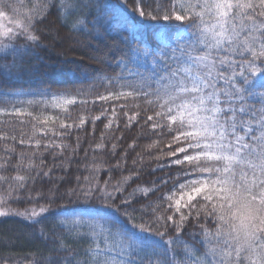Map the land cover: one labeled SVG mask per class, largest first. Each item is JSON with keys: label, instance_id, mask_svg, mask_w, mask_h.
I'll return each instance as SVG.
<instances>
[{"label": "snow or ice", "instance_id": "snow-or-ice-1", "mask_svg": "<svg viewBox=\"0 0 264 264\" xmlns=\"http://www.w3.org/2000/svg\"><path fill=\"white\" fill-rule=\"evenodd\" d=\"M114 7L123 14L124 27L156 22L151 24L156 50L140 44L135 49L151 57V70L133 72L122 57L119 73L93 77L87 91L46 89L16 104L5 96L0 115L31 118V135L18 143L35 147L18 153L5 145L0 182L7 187L0 192V217L17 216L33 224L51 218L53 242L43 264H264V0H123ZM94 11L103 17L98 0H0V78L18 76L25 58L38 55L44 33L37 25L50 15L69 31L91 33L100 23L93 16L96 24L89 27ZM172 21L177 23H167ZM169 28L175 29V40ZM92 95L93 104L111 108L113 119L106 127L118 112L128 121L125 127H131L142 112L151 111L144 124L161 139L168 138L167 151L151 157L167 162L152 171L175 168V175L129 191V181L139 172L101 182L96 174L105 165L94 163L85 183L77 177L76 185L63 192L55 186L50 195H33L31 185L51 178L52 172L43 171L40 149L56 148L62 155L66 145L57 141L68 128L86 123L81 116L78 125L69 124L49 107L67 115L72 106L89 103L81 97ZM107 112L105 108L91 120ZM0 139L16 136L0 132ZM160 143L155 140L147 148ZM119 168L120 160L108 171ZM169 184L157 201L141 205V219L150 218L134 223L133 204ZM65 199L84 207L57 203ZM21 200L33 203L23 209L12 206ZM190 222L199 229L190 233L194 243L183 239ZM40 235L47 238L43 227Z\"/></svg>", "mask_w": 264, "mask_h": 264}, {"label": "trees", "instance_id": "trees-1", "mask_svg": "<svg viewBox=\"0 0 264 264\" xmlns=\"http://www.w3.org/2000/svg\"><path fill=\"white\" fill-rule=\"evenodd\" d=\"M98 3L104 7V14L101 18L97 12H92L88 16L91 28L96 24L92 20L96 16L100 21L95 30L91 33H79L69 31V28L61 24L56 15H50L42 24L37 27L43 30L41 37V46L36 50L38 55L24 60V70L17 76L15 74L0 78V107L3 106L4 97L7 96L13 104L19 101L32 99L34 94L50 90L59 92L69 90L75 92L77 89L87 91V85L92 82L93 77L113 76L121 71L119 64L123 57L127 68L133 72L148 73L151 70V57L145 58L138 54L135 49L137 44L143 48L155 51L158 41L155 37L151 24L156 22L146 21L144 25L135 24L133 33L128 32L123 25V14L118 6L123 0H98ZM131 4V0H129ZM159 23H165L160 21ZM175 24L177 22H167ZM118 29V31H117ZM167 31L172 34L175 40V29L169 28ZM181 43L183 41H180ZM175 46V44H173ZM11 59V57H9ZM100 93L104 92L99 88ZM81 99L89 101L87 105L79 103L70 108L69 114L60 113V110L49 107L48 111L52 114H60L62 119H67L69 124H79L81 116L86 118V123L81 127H70L66 130V135L57 142L66 145L63 154L56 148L45 151L40 149L44 161L43 171L52 169L51 178H38L34 185H31L33 195L41 192L44 195H50L49 189L55 186L64 188L76 185L77 177L80 183H85L84 178L90 177L93 173L92 164H103L96 174V179L111 180L115 182L131 173L139 172V177L132 176L129 181L131 188L139 185L140 187H150L152 182L159 185L160 177L175 175V168H165L162 171H152L157 163H166L167 158L161 161L151 159L160 153V149L165 148L167 137L161 139L144 124V119L151 111L141 113L143 117L138 123H133L131 127H125L127 119L122 115L115 118L111 127H106L111 117V108L108 104H102L97 101L92 103L94 95L83 96ZM108 112L101 119L92 121L91 117L100 115L103 109ZM10 110V109H9ZM39 114V109H30ZM21 119L25 122L21 123ZM31 118L9 117L6 114L0 115V132L6 133L8 137L16 136V140L0 139V163L8 155L5 152V145L14 146L16 152H31L34 145H20V138L27 140L31 135ZM23 133V136H21ZM39 138V137H38ZM155 140H161L159 147L148 149L147 145ZM115 146V147H114ZM55 157V158H54ZM141 157L143 162L141 163ZM121 161V168L116 169L111 174L108 168ZM137 163L134 165L133 161ZM13 163L15 157L13 156ZM37 164L40 160L37 159ZM10 174V173H4ZM67 181V183H63ZM7 185L0 182V192L6 189ZM171 184L161 187L160 191L148 197L147 200H140L133 204L137 211L132 213L135 216L133 221L136 224L146 222L150 217L144 216L141 205L148 202H155L161 193L167 192ZM46 200H38L35 203H46ZM33 203L27 200L12 202V206L23 209ZM65 204L68 208H82L83 204H67V200L57 201ZM100 205L97 203L96 205ZM123 211V209H122ZM132 212V209H127ZM150 211V210H149ZM163 211V208L160 209ZM194 222H190L184 231L183 239L194 243L190 233L199 231L193 227ZM41 227L47 233V238L40 235ZM52 228L51 218L48 217L42 221V224H33L21 217L6 216L0 217V264H24L25 260H32L33 264H43L44 257L48 255V249L52 246ZM22 233V238L15 239L12 234ZM173 235L169 231V236ZM167 239V237H165ZM77 247V245H74Z\"/></svg>", "mask_w": 264, "mask_h": 264}, {"label": "rangeland", "instance_id": "rangeland-1", "mask_svg": "<svg viewBox=\"0 0 264 264\" xmlns=\"http://www.w3.org/2000/svg\"><path fill=\"white\" fill-rule=\"evenodd\" d=\"M125 29L128 30V32H131L133 35L135 34V33H133L134 30H135V26H134V27H125ZM12 235H13V237H14L15 239L22 238V236H23L22 233H14V234H12Z\"/></svg>", "mask_w": 264, "mask_h": 264}]
</instances>
